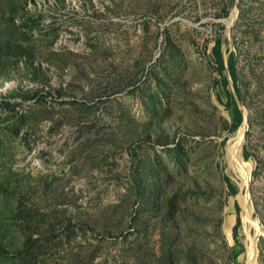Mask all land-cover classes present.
<instances>
[{
  "label": "rangeland",
  "instance_id": "1",
  "mask_svg": "<svg viewBox=\"0 0 264 264\" xmlns=\"http://www.w3.org/2000/svg\"><path fill=\"white\" fill-rule=\"evenodd\" d=\"M0 264H264V0H0Z\"/></svg>",
  "mask_w": 264,
  "mask_h": 264
},
{
  "label": "trees",
  "instance_id": "2",
  "mask_svg": "<svg viewBox=\"0 0 264 264\" xmlns=\"http://www.w3.org/2000/svg\"><path fill=\"white\" fill-rule=\"evenodd\" d=\"M221 39L218 38L215 40V44L213 47V52H214V63H215V71L218 74L221 82V86L226 89L227 86V76L226 74L229 75L230 79L233 82L235 92L239 96V89L236 87V82H237V75L234 67V63L232 61L233 57L230 56L227 63L224 62L222 53H221ZM232 113L234 115V123L236 125H239L241 123V117L239 114V111L236 107H233ZM234 129H231V132H233ZM239 226V219H237L236 224L233 228V231L235 232L237 230V227Z\"/></svg>",
  "mask_w": 264,
  "mask_h": 264
},
{
  "label": "bare ground",
  "instance_id": "3",
  "mask_svg": "<svg viewBox=\"0 0 264 264\" xmlns=\"http://www.w3.org/2000/svg\"><path fill=\"white\" fill-rule=\"evenodd\" d=\"M231 162H232V164H233V168H234V170L237 172V174H238V176H239V179L241 180V182L244 184V185H247V177H246V175L243 173V172H241L240 170H239V168H238V164H237V161L234 159V158H232L231 157ZM245 187V186H244Z\"/></svg>",
  "mask_w": 264,
  "mask_h": 264
}]
</instances>
